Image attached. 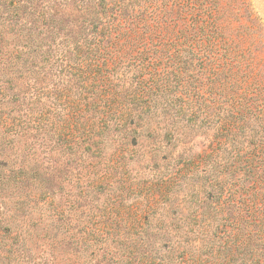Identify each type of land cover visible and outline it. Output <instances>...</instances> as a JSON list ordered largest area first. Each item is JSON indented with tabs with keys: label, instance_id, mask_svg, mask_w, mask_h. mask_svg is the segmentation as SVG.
Here are the masks:
<instances>
[{
	"label": "trees",
	"instance_id": "obj_1",
	"mask_svg": "<svg viewBox=\"0 0 264 264\" xmlns=\"http://www.w3.org/2000/svg\"><path fill=\"white\" fill-rule=\"evenodd\" d=\"M258 27L247 0H0V264H264ZM113 112L209 141L147 153L172 172L134 221L108 173L61 186L63 150L72 171L104 149Z\"/></svg>",
	"mask_w": 264,
	"mask_h": 264
},
{
	"label": "rangeland",
	"instance_id": "obj_2",
	"mask_svg": "<svg viewBox=\"0 0 264 264\" xmlns=\"http://www.w3.org/2000/svg\"><path fill=\"white\" fill-rule=\"evenodd\" d=\"M247 4L259 26L258 32L260 34H257L259 40L256 45L262 47L264 46V0H247ZM261 39H263V43ZM109 115L112 121L108 131L109 135L105 138L107 143H102L104 149L96 150L95 154L78 151L73 158L72 171L69 167L70 164H68L69 150H63L61 186L63 187L64 198H66L65 194L68 191L72 189L73 191H79L86 183H89L86 180L87 178L90 177L91 185V182L94 179L96 180L99 175L108 173L116 181L115 187L123 191L120 206L124 208L134 206L138 209L133 213L132 211L125 212L124 208H122L120 209L121 213L116 215L115 218L134 221L140 216L139 211L147 207L151 202L158 205L161 203L158 189H152V192L149 190L152 180L156 179L159 173H164L167 176L172 172L170 170L172 167L169 165L168 160L160 159L161 152L160 156L153 154L154 157H157L154 160L149 158L147 153L151 152L154 146H165L169 155L171 153H182L186 150V155L194 158L193 160L197 162V156L206 149L209 141L203 135H192L185 144L176 143V146L169 145L166 142L157 141L154 136H150L149 132H143L140 135L138 132L141 127L140 121L121 120L118 123L114 120V112L109 113ZM116 117L121 119L118 114ZM73 120L75 122V118ZM134 135H137V140H135ZM104 198V196L101 197L100 204ZM108 202L113 203L115 201L111 198Z\"/></svg>",
	"mask_w": 264,
	"mask_h": 264
}]
</instances>
